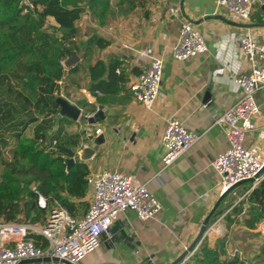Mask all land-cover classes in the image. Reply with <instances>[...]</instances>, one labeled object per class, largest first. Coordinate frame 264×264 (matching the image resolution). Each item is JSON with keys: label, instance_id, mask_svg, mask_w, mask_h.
Instances as JSON below:
<instances>
[{"label": "crops", "instance_id": "obj_1", "mask_svg": "<svg viewBox=\"0 0 264 264\" xmlns=\"http://www.w3.org/2000/svg\"><path fill=\"white\" fill-rule=\"evenodd\" d=\"M171 8H179V12L173 15ZM258 17L264 21L259 0H254L249 23L218 7L217 0H110L102 19L86 12L76 23L73 34L77 38L78 62L65 77V99L83 109L86 116L98 111L96 105L106 109V119L96 124L61 119L63 133L78 134L82 140L76 153L90 172L85 201L89 205L93 201L96 175L119 171L145 184L162 205L157 218L147 222L140 221L132 211L121 213L113 224V239H103L99 264H149V260L153 264H172L197 238L220 199L219 178L212 163L227 148V139L217 120L243 96L236 79L251 72V63L237 37L250 33L264 43V24L257 22ZM184 22H190L203 36L208 51L178 62L173 59L172 50ZM48 24L52 29L59 27L53 18L48 19ZM92 38L97 39L95 43H89ZM152 58L163 60V79L152 109H146L134 99L130 87ZM97 63H103L105 71L92 72L90 69ZM115 64L113 73L109 67ZM85 91L93 97L89 99ZM207 93L211 95L205 102ZM257 101L261 115L253 119L257 129L249 135L248 145L264 151V92L258 94ZM171 118L202 137L173 166L162 170L166 154L164 133ZM98 129L101 133L95 135ZM92 136H104L105 142L90 160L83 161L81 153L92 146ZM255 188V182L241 184L235 189L237 197L228 196L226 201L231 206L237 204ZM240 203L246 209L237 217L232 216V226L225 218L220 223L227 234L211 233L206 238L210 247L220 251L222 260L223 248L228 244L243 252L239 237L243 230L259 233L260 223L256 230L244 226L250 205ZM228 210L226 206L218 219ZM261 257L264 260L263 254Z\"/></svg>", "mask_w": 264, "mask_h": 264}, {"label": "trees", "instance_id": "obj_2", "mask_svg": "<svg viewBox=\"0 0 264 264\" xmlns=\"http://www.w3.org/2000/svg\"><path fill=\"white\" fill-rule=\"evenodd\" d=\"M26 3L0 0V142L9 145L8 137L15 139L12 158L3 161L0 171V220L44 222L47 210L39 205V193L48 199L49 207L57 200L72 216L80 217L89 208L85 198L90 172L88 165L77 159L80 135L64 134V121L55 129L59 108L53 104L58 98V81L65 74L62 61L77 50V44L67 46L65 41L75 36L72 31L86 12L102 19L110 0ZM49 18L59 27L49 30ZM257 22L264 24L259 17ZM116 67L111 65L109 70L115 73ZM90 70L105 71V66L97 63ZM31 127L34 132L29 137L26 133ZM70 158L77 160L67 171ZM249 205L244 226L256 230L264 218V180L251 193ZM244 209L245 204L240 203L225 216L229 226L235 222L232 216ZM185 264L243 263L239 259L223 261L220 251L205 239Z\"/></svg>", "mask_w": 264, "mask_h": 264}, {"label": "built area", "instance_id": "obj_3", "mask_svg": "<svg viewBox=\"0 0 264 264\" xmlns=\"http://www.w3.org/2000/svg\"><path fill=\"white\" fill-rule=\"evenodd\" d=\"M217 6L227 9L244 22L252 21L254 0H217ZM178 12L179 8L170 9L173 15ZM237 40L251 63V72L236 79L243 96L217 120V124L224 128L227 148L212 163L213 171L220 179V197L229 191L226 197L235 198L238 195L235 186L241 182L254 178L257 188L264 180V151L255 145H244L246 136L257 129L254 117L261 115L257 96L264 92V43L258 42L250 33L238 36ZM72 43L77 44L75 36L65 41L67 46ZM207 51L203 36L190 22L182 23L180 36L172 50L173 59L184 62ZM62 65L66 69L64 61ZM162 79L163 60L152 58L130 87L134 99L146 109H152L159 96ZM64 84L65 77L58 81L57 95L65 99ZM84 93L89 99L93 97L89 91ZM96 94L101 95V92L96 91ZM100 133V129L95 131V135ZM201 137L200 133L187 130L180 120L169 119L164 133L166 154L162 170L173 166ZM93 185V201L80 218L72 216L57 200L49 207L48 199L39 193V205L47 210L44 222L0 220V264H81L100 248L103 239H113L111 227L121 213L132 211L140 221L147 222L155 220L162 211L160 201L145 184L119 171H105L96 175ZM255 189L247 192L237 204L249 203ZM224 204L229 207L227 213L237 206H231L229 201ZM226 215L206 230L205 239L211 233L220 236L227 234L220 226ZM259 234L264 240V218L260 222ZM196 251L190 252L180 264H185ZM223 252L224 261L239 259L243 264H253L241 250L229 244L223 248ZM149 264H153V261L149 260Z\"/></svg>", "mask_w": 264, "mask_h": 264}, {"label": "water", "instance_id": "obj_4", "mask_svg": "<svg viewBox=\"0 0 264 264\" xmlns=\"http://www.w3.org/2000/svg\"><path fill=\"white\" fill-rule=\"evenodd\" d=\"M24 1H30V0H24ZM263 9H264V4H263ZM73 32H75V29L72 31V33ZM63 61L65 64V67H66L64 77H66L68 70L71 67L75 66V64L78 62V57H77L76 53L73 52L71 58L63 59ZM210 95H211L210 93L206 94L205 102L208 101V99L210 98ZM53 107L59 108V114L56 117V126L58 125V123L61 121V119L63 117H67L70 120H72L73 122H79L81 120V121H84L85 123H88V124H96V123H99L100 121H104L106 119V117L104 115V112L106 111V109L102 106H99V105H96V107H98V111L91 117H87L86 115H83L84 114L83 109L77 107L76 105L70 103L67 99H64L61 97H58L54 101ZM89 140L92 141V146L85 147L84 150L82 151L81 160H83V161H88L92 158V156L96 152V149L105 142V137L99 136V137L94 138L92 136V137H89ZM75 161H76L75 158L67 159V171H69L71 169V167L74 165ZM254 181H255L254 178L243 181L240 184H238L237 186H235V188L240 186L241 184L248 183V182H254ZM228 192L220 197L217 204L212 209L211 213L207 216L206 220L204 221V223L201 226L200 232H199L197 238L195 239V241L172 264H180L187 257V255L195 249V247L197 245H200L204 241L205 233H206L208 224H209L211 218L213 217L215 211L217 210V208L220 206V204L222 203V201L224 200V198L228 194ZM114 227H115L114 225H112V227H111L112 233H113ZM129 240H131V239H129Z\"/></svg>", "mask_w": 264, "mask_h": 264}, {"label": "rangeland", "instance_id": "obj_5", "mask_svg": "<svg viewBox=\"0 0 264 264\" xmlns=\"http://www.w3.org/2000/svg\"><path fill=\"white\" fill-rule=\"evenodd\" d=\"M259 1H261L262 4H264V0H259ZM24 3L27 4L26 1H24ZM47 27L49 28V30H52V26L48 23H47ZM33 132H34V127H31L27 131L26 135L31 137L33 136ZM248 139H249V135L246 136L244 141V145L246 147H249ZM8 140H9V145H3L0 142V171L3 168V163H4L3 161L4 160L10 161L12 158V151L15 146V139L13 137L12 138L8 137ZM219 185H220V179H219ZM219 187L221 188V186ZM225 208H226V204L224 203L220 204V206L216 210L217 216L214 214V216L211 218L208 224L207 229L215 225V223L218 220L219 214L221 213V211H224ZM237 232L238 230L234 231L235 234H237ZM239 237L240 239H242L241 248L243 249L244 256L253 264H264V260L261 257L262 254L260 256L262 246L264 245V240L261 239L260 234L257 232H247L243 230V234L242 235L240 234ZM100 254H103V250L99 248L94 253L88 255L81 262V264H99L98 261L102 259V256H99Z\"/></svg>", "mask_w": 264, "mask_h": 264}]
</instances>
